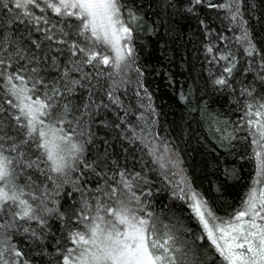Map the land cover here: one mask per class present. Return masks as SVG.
<instances>
[{
  "label": "trees",
  "instance_id": "1",
  "mask_svg": "<svg viewBox=\"0 0 264 264\" xmlns=\"http://www.w3.org/2000/svg\"><path fill=\"white\" fill-rule=\"evenodd\" d=\"M37 2L40 8L17 9L13 0H0V59L5 62L0 137L4 154L15 156L10 146L24 138V131L14 119L18 110L7 103L16 101L6 77L20 74L28 88L35 84L29 93L33 100L51 97L46 102L54 105L53 116L43 119L59 135L71 137L61 153L71 167L63 174L50 172L43 150L32 141L22 146L24 161L38 167L14 161V183L44 224L16 219L12 228L0 231L3 261L62 264L66 249L73 247L68 234L85 230L77 222L81 211L94 217L97 202L106 209L122 201L138 215L152 213L158 232L175 238L182 250L178 264L181 259L221 264L209 242L199 239L203 229L189 196L195 191L216 217L228 220L250 189L264 187L247 131L249 119L264 117L246 115L249 105L256 112L264 104V0H120L121 18L132 29L133 54L119 69L71 56L56 42L67 22L58 23L43 0ZM24 12L49 23L37 24ZM220 79L226 83L216 84ZM56 90L59 95H53ZM58 111L63 112L60 123L53 118ZM71 144L81 151L71 152ZM99 215L109 219L104 210Z\"/></svg>",
  "mask_w": 264,
  "mask_h": 264
},
{
  "label": "snow or ice",
  "instance_id": "2",
  "mask_svg": "<svg viewBox=\"0 0 264 264\" xmlns=\"http://www.w3.org/2000/svg\"><path fill=\"white\" fill-rule=\"evenodd\" d=\"M13 2L17 9H27L29 5L40 8L37 0ZM200 2L201 0H193L196 4ZM43 3L60 18L58 23L67 22V30L63 27L58 29L61 38L56 42L65 44L71 56L79 54L86 64L95 62L96 66H111L116 69L120 68L121 62L132 56L133 49L130 43L132 29L121 18L120 0H43ZM40 10L44 11L43 8ZM24 15L37 24L41 21L44 24L49 23L44 17L36 16L32 12H24ZM128 17L132 22L137 20L135 13L130 9ZM48 31L50 32L51 28ZM69 36L71 40L68 39ZM47 39H53V35L47 36ZM122 40L125 43L122 44ZM97 47L114 52L115 56L110 57L105 51H97ZM4 63V60L0 59V67ZM225 71L231 73L232 69L226 68ZM3 75V71H0V76ZM6 79L10 86L8 94L16 101L10 99L7 103L18 110L19 114L15 115L14 119L17 126L24 131V138L18 143L13 142L10 151L16 155L9 156L4 154L2 143L4 138L0 137V220L4 219L5 213L10 214L8 221L0 223V231L5 227L12 228L16 219H35L41 225L44 224L40 217L33 214L32 205L21 198L23 190L17 191L14 183L16 178L14 161L17 166L38 167L35 161L30 163L24 161L23 145H28L29 141H32L37 149L43 150L46 160L51 162L50 172L63 174L66 168L71 167L69 161L61 154L64 151L62 144L67 145L71 137L59 135L57 130L46 124L43 119L53 116L51 108L54 105L46 102L51 97L33 100L29 93L33 91L35 84L32 89L28 88L27 82L20 74L8 75ZM13 80L19 81L20 84L13 83ZM215 83L222 85L226 81L220 79ZM59 94L58 90L53 92V95ZM251 107L248 106L247 116L264 117V111H261L264 110V104H261V110L256 112H252ZM64 111H67L66 106ZM53 118L57 123L62 122L63 112L58 111ZM247 124V131L252 137L251 143L256 146L253 152L259 162L258 171L264 177V119H249ZM70 150L81 151L76 144H71ZM123 183L131 191L130 183L127 181ZM97 191L100 189L97 188ZM115 191L112 190V196H115ZM32 198L37 199L35 196ZM133 198L138 202L139 198L135 197L134 193ZM189 200L193 217L203 229V235L199 239H206L209 242L211 249L218 254L221 264H264V187L259 190L255 187L250 189L246 199L242 201L241 209L228 220L216 217L203 197L195 191L191 192ZM117 203L119 207L105 209L97 202V213L94 217L81 211L77 216V222L83 225L85 230L68 234V240L73 247L66 249L62 264H178L177 253L182 250L176 247L172 235L168 232L163 234L158 232L155 222L151 219L152 213L141 216L122 201ZM14 207L19 210L13 211ZM84 207L88 209L91 206L85 201ZM101 210L106 211L109 219L99 215ZM85 221L90 223L86 224ZM13 255L21 257L23 253L14 251ZM0 261H3L2 253ZM3 264L7 262L3 261ZM179 264H187V261L181 259Z\"/></svg>",
  "mask_w": 264,
  "mask_h": 264
},
{
  "label": "rangeland",
  "instance_id": "3",
  "mask_svg": "<svg viewBox=\"0 0 264 264\" xmlns=\"http://www.w3.org/2000/svg\"><path fill=\"white\" fill-rule=\"evenodd\" d=\"M121 43L123 44V43H125V41L122 40ZM254 187L256 188V185H255ZM256 189H257V188H256Z\"/></svg>",
  "mask_w": 264,
  "mask_h": 264
}]
</instances>
